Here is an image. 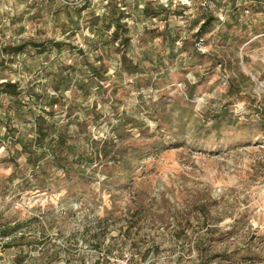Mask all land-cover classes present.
I'll list each match as a JSON object with an SVG mask.
<instances>
[{
    "label": "rangeland",
    "instance_id": "obj_1",
    "mask_svg": "<svg viewBox=\"0 0 264 264\" xmlns=\"http://www.w3.org/2000/svg\"><path fill=\"white\" fill-rule=\"evenodd\" d=\"M6 222L0 264H264V0H0Z\"/></svg>",
    "mask_w": 264,
    "mask_h": 264
},
{
    "label": "trees",
    "instance_id": "obj_2",
    "mask_svg": "<svg viewBox=\"0 0 264 264\" xmlns=\"http://www.w3.org/2000/svg\"><path fill=\"white\" fill-rule=\"evenodd\" d=\"M212 21L213 20L211 18H207L206 21H204L202 23V25L200 26V29H199V36H203V35H206L207 33H209L208 27L212 24ZM117 35L118 34L116 32L114 34V39H117ZM126 41H127L126 39L123 40V42H126ZM21 49H22V46L19 45V46L12 48L10 50L14 54V53H19L21 51ZM105 74H106V72H105ZM98 76H100V74H98ZM5 86L7 88L5 90L6 94L10 95L11 97H16L18 95V92L16 91V86L14 84H7ZM40 131H41V125L39 123V129L37 132V134H38L37 136H38L39 140H42V138L44 139V137L47 135H45V134L42 135ZM58 139H59L58 140L59 145L64 146L66 144V140L64 138L59 137ZM53 160H55V158ZM17 230H18V225L12 226L9 224V222H6L5 224L0 225V240L1 241L11 240L8 243L2 244L1 245L2 249H10L11 248L14 241H16V239H18V238L14 239V236L16 235L14 232H16ZM1 256H3V255H0V259H1ZM27 258H28V255H13V258H12L10 264H25Z\"/></svg>",
    "mask_w": 264,
    "mask_h": 264
}]
</instances>
